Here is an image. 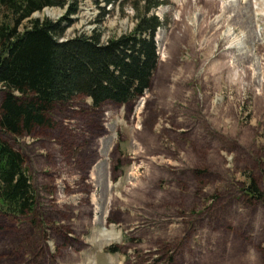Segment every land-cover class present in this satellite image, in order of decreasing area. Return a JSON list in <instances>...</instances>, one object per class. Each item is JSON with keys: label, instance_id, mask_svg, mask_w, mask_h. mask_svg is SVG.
<instances>
[{"label": "rangeland", "instance_id": "1", "mask_svg": "<svg viewBox=\"0 0 264 264\" xmlns=\"http://www.w3.org/2000/svg\"><path fill=\"white\" fill-rule=\"evenodd\" d=\"M124 1L83 0L66 36L130 31ZM163 1L141 96H79L0 131L37 193L32 213L0 208V264H264V202L245 194L248 176L264 192V0Z\"/></svg>", "mask_w": 264, "mask_h": 264}, {"label": "trees", "instance_id": "2", "mask_svg": "<svg viewBox=\"0 0 264 264\" xmlns=\"http://www.w3.org/2000/svg\"><path fill=\"white\" fill-rule=\"evenodd\" d=\"M82 1L0 0V131L22 135L49 125L57 104L79 96L95 106L124 104L151 86L159 64L156 34L163 25L154 10L164 1L131 0L134 27L107 40L98 27L66 36ZM102 1L103 9L121 5L124 10V0ZM46 7L66 12L57 20L32 17ZM248 178L245 194L264 202V192ZM36 203L25 156L0 137V208L23 215Z\"/></svg>", "mask_w": 264, "mask_h": 264}, {"label": "bare ground", "instance_id": "3", "mask_svg": "<svg viewBox=\"0 0 264 264\" xmlns=\"http://www.w3.org/2000/svg\"><path fill=\"white\" fill-rule=\"evenodd\" d=\"M161 46V45H160ZM96 205H98V204H96ZM100 205V204H99ZM101 206V205H100ZM97 221V220H96Z\"/></svg>", "mask_w": 264, "mask_h": 264}]
</instances>
